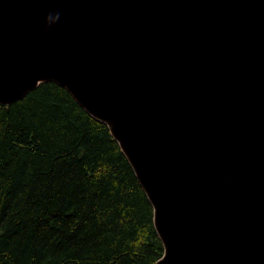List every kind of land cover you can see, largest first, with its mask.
<instances>
[{
	"label": "water",
	"instance_id": "1",
	"mask_svg": "<svg viewBox=\"0 0 264 264\" xmlns=\"http://www.w3.org/2000/svg\"><path fill=\"white\" fill-rule=\"evenodd\" d=\"M50 80L132 167L153 264H264V0H0V104Z\"/></svg>",
	"mask_w": 264,
	"mask_h": 264
},
{
	"label": "trees",
	"instance_id": "2",
	"mask_svg": "<svg viewBox=\"0 0 264 264\" xmlns=\"http://www.w3.org/2000/svg\"><path fill=\"white\" fill-rule=\"evenodd\" d=\"M152 217L107 125L64 87L0 104V264H153Z\"/></svg>",
	"mask_w": 264,
	"mask_h": 264
},
{
	"label": "clouds",
	"instance_id": "3",
	"mask_svg": "<svg viewBox=\"0 0 264 264\" xmlns=\"http://www.w3.org/2000/svg\"><path fill=\"white\" fill-rule=\"evenodd\" d=\"M59 12H49L45 17V22L48 25H51L53 21H57L59 19Z\"/></svg>",
	"mask_w": 264,
	"mask_h": 264
}]
</instances>
